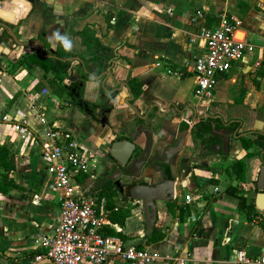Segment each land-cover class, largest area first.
Returning <instances> with one entry per match:
<instances>
[{
	"label": "crops",
	"instance_id": "0c3cea01",
	"mask_svg": "<svg viewBox=\"0 0 264 264\" xmlns=\"http://www.w3.org/2000/svg\"><path fill=\"white\" fill-rule=\"evenodd\" d=\"M200 9L202 16L193 20ZM223 13L239 21V37L263 42L264 0H0V21L8 23L19 40L39 41L16 44L0 25L1 102L18 116L28 114L34 128L40 126V114L51 125L87 134V142L95 153L92 171L100 178L93 188L96 190V186L103 184L102 174L110 168V162L100 158L109 152L108 142L115 133L126 132L136 137L146 150L145 162L148 154L161 156L167 133L174 131L179 121L178 117L170 119L173 112L159 115L151 110L154 106L162 111L168 102L187 103L198 112L203 110L208 100L195 95L196 77L185 63L194 51L201 49L191 41L199 27L218 24ZM86 24H92L101 42L116 54L105 79V85L113 92L110 96L106 92L102 99L99 97L102 76L84 77L76 59L71 60L59 83L49 80L54 75L51 69L45 71L38 64L18 62L39 45L43 53L59 57L77 55L84 46L76 32ZM67 52L73 55H65ZM255 58L251 55L247 63L236 61L222 72L210 99L211 103H218L215 110L222 119L237 120L238 132H245L242 135L250 139L257 133L256 119L262 120L264 131V61L257 66ZM239 71L242 80L237 82ZM129 75H136L143 82L141 93L133 99L134 108L126 101L129 85L115 89ZM223 80L225 84L220 83ZM75 81H80L81 92L71 85ZM43 87L47 89L46 97L34 110L29 105L30 94ZM69 88L75 91L78 101L69 94ZM84 100L98 105H83ZM107 104L112 105L105 109ZM134 109L139 113L148 111L141 117L147 123L138 124ZM195 143L189 131L183 147L170 161L175 176L170 201L175 210L167 209L168 200L155 199L154 225L164 230L163 239L152 244L145 242L147 220L143 206L132 213L138 219L136 233H126L120 224V232L127 236L122 240L174 254L185 264H231L238 247L250 254L259 253L264 222L249 219L243 205L253 204L259 210L255 194L258 185L264 186V172L260 175V170H264V146L252 143L246 148L236 138L228 153H223L216 145L206 151ZM2 145L14 157V168L8 175L18 187L0 190V264H43L34 260L39 248L33 244V238L40 232L51 231L60 189L51 184L44 172L40 143L16 140L11 124L0 122ZM238 158L245 161L243 179L231 167ZM99 161L106 165L101 171ZM3 172L0 166V177ZM106 177L114 179L111 174ZM186 194L191 197L189 202ZM113 199L117 204L140 200L129 195L126 200L118 195ZM178 206H182V216ZM153 264L165 262L157 260Z\"/></svg>",
	"mask_w": 264,
	"mask_h": 264
},
{
	"label": "built area",
	"instance_id": "2783aa9c",
	"mask_svg": "<svg viewBox=\"0 0 264 264\" xmlns=\"http://www.w3.org/2000/svg\"><path fill=\"white\" fill-rule=\"evenodd\" d=\"M200 16L201 9L193 20ZM238 25L237 19L223 13L218 24L200 26L191 38L201 49L194 51L185 64L196 77L194 93L199 98L211 99L219 75L232 63H247L251 55L256 57L254 62L257 66L264 61V41L239 37ZM46 94V87L30 94V107L37 110ZM39 121L40 126L34 128L28 114L18 116L11 112L2 104L0 97V122L11 124L16 140L41 144L44 172L51 184L60 189L58 211L51 231L40 232L33 238V244L39 248L34 254L35 261L43 264H153L163 260L165 264H185L174 254L161 253L148 246L126 244L119 235L104 233L105 226L116 231L122 228L103 214L107 211L105 200L99 199L93 189L99 181L92 171L95 153L80 134L51 125L40 114ZM214 189L216 191L217 187ZM185 199L189 202L191 197L186 194ZM255 220L264 222L263 210H257ZM231 264H264V229L261 251L250 254L244 247H238Z\"/></svg>",
	"mask_w": 264,
	"mask_h": 264
},
{
	"label": "trees",
	"instance_id": "16d2710c",
	"mask_svg": "<svg viewBox=\"0 0 264 264\" xmlns=\"http://www.w3.org/2000/svg\"><path fill=\"white\" fill-rule=\"evenodd\" d=\"M4 32L7 33L6 29H4ZM77 35L80 38L81 44L84 46L82 50H80L77 55L82 59V62H78V67L81 70L84 77H91L90 73H93L95 75L100 74L101 72L110 69L113 65L116 54L114 53L113 48L103 44L100 40V38L95 33V28L92 26V24H86L82 29L78 30ZM57 54L60 55L58 51H56ZM65 55H73V53L67 52ZM21 64H38L42 68H44L45 71L51 69L54 72L53 78H50V81L54 82H61L64 79V73L67 71V69L70 66L71 60H61L59 58H50V57H44L38 55L35 50H32V52L25 54L24 56L20 57L18 60ZM84 65V66H83ZM85 67V69H84ZM126 82L129 85V89L131 93L133 94L134 98L137 97L141 91L143 82L139 79L136 75H129L126 78ZM80 81H75L71 85L75 87V91L81 92L82 85L79 84ZM63 88V86H61ZM70 89V88H69ZM75 91L69 90V94L72 96V98L76 101L77 98L75 97ZM106 94V90L101 89L100 96L102 99V96ZM78 101V100H77ZM83 105H89V106H96L98 103L96 102H88L83 101L81 102ZM81 105V104H79ZM228 121L230 118L227 119ZM239 125V122L237 120H233L229 123L227 126L228 132L232 133L233 130ZM200 130L195 131V137L198 138L200 143L207 142H215L218 140L217 135L213 133V128L210 123L206 124H199ZM215 127L219 129V127H222V124L220 123V119H215ZM205 132H212L213 134L206 139V137L203 136V133ZM239 139L243 146L248 148L252 143H255L257 146H264V134L257 132L254 138H246L244 135L239 136ZM209 145V144H207ZM209 147V146H208ZM261 149V148H260ZM0 166L3 167L4 172L1 174L0 177V190L7 191L11 188L18 187L16 183H14L11 178L9 177L8 173L10 170L14 168V157L9 150L8 147L2 145L0 146ZM232 171L236 173V175L240 178H244V170H245V161L243 159H236L231 164ZM122 183H116L113 180H107L101 185L96 186L95 192L97 193L99 199L105 200V206L107 208V211H105L103 214L109 218L112 222H116L118 224H123L125 218L127 215H129V211L122 203L117 204L114 201V197L118 195V197L122 198L123 200L128 199V190L123 192L122 190ZM259 190H264L258 188ZM243 199V198H241ZM244 209L247 213V216L249 219L255 220V215L257 214V210L254 209L253 204H246L243 205ZM116 207V208H115ZM176 208L173 201H167V209L169 211H174ZM179 209V215L182 216L183 209L182 206H178ZM145 211V217L147 222L144 223L145 228V235L144 240L146 243H157L160 240L163 239L165 232L161 227H157L154 225V222L157 218L156 215V209L152 206H148V209H144ZM104 233L106 234H117L122 239H126V235L123 234L120 231H115L112 227H104ZM138 246H141V244H137Z\"/></svg>",
	"mask_w": 264,
	"mask_h": 264
},
{
	"label": "flooded vegetation",
	"instance_id": "af4514ba",
	"mask_svg": "<svg viewBox=\"0 0 264 264\" xmlns=\"http://www.w3.org/2000/svg\"><path fill=\"white\" fill-rule=\"evenodd\" d=\"M103 77V75H102ZM128 85V84H127ZM107 87V86H106ZM103 88V87H102ZM106 90L105 88H103ZM109 90H106L108 92V95L110 96L113 94L111 88H108ZM129 89V88H128ZM112 92V93H109ZM114 92L116 90L114 89ZM130 89H129V96H130ZM132 94V93H131ZM196 95V94H195ZM128 96V97H129ZM127 97V98H128ZM133 99H130L129 103L131 106L134 105L132 104ZM127 101V99H126ZM211 101L208 100V103L204 104L203 110L198 112L196 107L192 104H181V103H174L172 102L170 106L168 107L166 105V108L162 111L165 113L163 115L172 113L170 119H173L174 117H178V125L175 127L174 131L168 132L167 138H166V144L162 147V152L160 157H155L153 155L148 154L147 160L144 162L146 150L143 149L142 146L137 142L136 137L133 135H128L126 132L123 133H115L114 137L108 142L109 147L111 145V142L114 140H120V139H128L132 141L135 146L129 155L127 161L125 163H121L119 160L114 158L109 152H107V156L110 158V167L112 166V163H115L116 166L115 168H112L110 170V173L116 183L121 184L122 183V190L126 191L129 190L134 185H140V184H149V186H154L157 183L165 181V167L164 164L168 163L169 165V170L171 172V176L174 178L175 182V176L173 175L171 168H170V161L172 157L178 152L180 148L183 147L186 136L188 132L190 131L193 134V137L195 138V142L197 141L198 147L202 149H206V151L211 150L215 147H218L219 149L222 148V141H223V136L228 132L227 126L229 125L228 120L222 119V117H214V114H217L218 112L211 107ZM187 104V105H186ZM112 104H107L106 108L111 107ZM150 109V108H149ZM135 110V109H134ZM151 110L158 111V107L154 106ZM187 110H190L187 112ZM160 111V110H159ZM161 111V112H162ZM147 110L145 112L139 113L137 109L135 110V115L137 117V122L138 124H145L147 121L142 120L141 117H145L147 114ZM161 115V116H163ZM185 115V116H184ZM219 118L220 123L222 124V127H219L217 129L215 127V119ZM140 120V121H139ZM228 122V123H226ZM182 123V124H181ZM206 124L210 123L213 128V133L217 135L218 140L215 142H205V143H200L197 137H195V131L200 130L199 124ZM181 125V127H179ZM180 128V129H179ZM226 129L227 131L224 132ZM77 133V132H76ZM212 132H205L203 133V136L209 138L212 134ZM81 136H83L87 141H89L88 135L85 133H78ZM196 144V143H195ZM209 144V145H207ZM209 146V147H208ZM145 154V155H144ZM143 161V162H142ZM140 162V164H138ZM140 165V167H139ZM121 176H127L129 179L128 180H123L121 179ZM100 180V178H99ZM110 180L109 177H102L101 182L104 183L105 181ZM174 184V183H173ZM155 192H161L160 189H157Z\"/></svg>",
	"mask_w": 264,
	"mask_h": 264
},
{
	"label": "water",
	"instance_id": "95a60500",
	"mask_svg": "<svg viewBox=\"0 0 264 264\" xmlns=\"http://www.w3.org/2000/svg\"><path fill=\"white\" fill-rule=\"evenodd\" d=\"M0 25H2L6 29L7 33L11 36V38L13 39V41L16 44L24 45V44H27V43H30V42H37L39 44V41L36 40V39H31V40H28V41L19 40L17 38V35L13 31L12 27L6 22L0 21ZM34 50L40 56L54 57V58H59L61 60H73V59H76L79 62L83 63L82 59L78 55L69 56V57H59V56L55 55L54 53H43L42 52V47L40 45H39L38 48H36ZM84 69H85V67H84ZM102 75H103V77L101 78V85L106 90H109L106 87V85H105V79L109 75V69L101 72L98 75L90 73V76L92 78H94V79H97V78H99ZM123 85H125L128 88L127 83L125 81H123L115 89H117V88L120 89ZM133 97H134L133 94L130 93V96L127 98V102H129V100L132 99ZM171 103L172 102H168L167 106L169 107ZM157 113L159 115H163L165 112L164 111L161 112V111L158 110ZM213 116L214 117H221V115L218 114V113L214 114ZM231 120H229L228 122H230ZM228 122H226V123H228ZM262 126H263L262 120L256 119L255 123H254V131L264 134V131L262 130ZM179 127H181V125ZM243 133H245V132H238V126H237L233 130L231 136L225 134L223 136L222 148H221L223 153H228L231 141L236 139V138H239V136H241ZM134 146H135V144L132 141L128 140V139L114 140L113 142H111V145L109 147V153L114 158L119 160L121 163H125L127 161L128 157H129V155L131 154ZM145 157H146V155H145ZM138 164H140V162H138ZM164 167H165V176H166L165 181L157 183L154 186H149V184H140V185H134L131 188H129L128 195L130 197H132V198L141 199L143 201V204H144V209L145 208L148 209V206H152V207L155 208V199L156 198H162L164 200H170L174 196V184H173L174 183V178L171 176V172L169 170L168 163H165ZM263 172H264V170L262 168L260 170V175ZM258 188L263 189L264 186L263 185H258ZM157 189H160L161 192L160 193L159 192H155ZM255 205H256V207L259 210H263L264 211V190H259V191L256 192V194H255Z\"/></svg>",
	"mask_w": 264,
	"mask_h": 264
},
{
	"label": "rangeland",
	"instance_id": "374dc122",
	"mask_svg": "<svg viewBox=\"0 0 264 264\" xmlns=\"http://www.w3.org/2000/svg\"><path fill=\"white\" fill-rule=\"evenodd\" d=\"M253 38V37H252ZM253 39H255V38H253ZM264 41V40H263ZM261 42V41H260ZM239 74V75H238ZM237 75H238V77H237V82H240L241 80H242V75H241V73H240V71L239 72H237ZM220 83H222V84H225V80H223V81H220ZM194 99L195 100H197V98L196 97H194ZM211 104V107L213 108V109H215V107L217 106V102H212V103H210ZM262 115V114H261ZM92 140V139H91ZM196 145L198 146V143H197V141H196ZM104 157V158H103ZM103 157H101L100 158V160L102 159V160H107L108 162H109V160H110V158L107 156V154L106 155H104ZM106 165L105 164H103L101 161H99V164H98V170L99 171H101V169H102V167H105ZM115 166H116V164L115 163H112V166L109 168V167H107L108 169L102 174V176L104 175L105 176V178H106V176L110 173V170L112 169V168H115ZM121 179H124V180H128L129 178L127 177V176H121ZM129 191V190H128ZM168 201H170V200H168ZM126 205H127V210L130 212L129 213V215H127V217H126V219H125V222H124V224H122V227H123V229H124V231L126 232V233H129V234H131V233H136V231H137V227H138V219H137V217L136 216H134L132 213L134 212V211H136V210H138V208L139 207H143L144 206V204H143V201L140 199V200H136V199H132V201H129V202H124ZM123 202H122V204H124ZM143 209V208H142ZM134 236H135V234H133Z\"/></svg>",
	"mask_w": 264,
	"mask_h": 264
}]
</instances>
